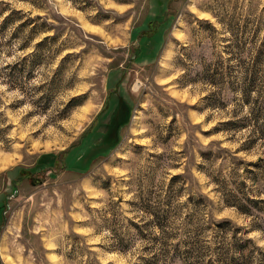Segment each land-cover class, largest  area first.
Returning a JSON list of instances; mask_svg holds the SVG:
<instances>
[{
	"label": "rangeland",
	"instance_id": "374dc122",
	"mask_svg": "<svg viewBox=\"0 0 264 264\" xmlns=\"http://www.w3.org/2000/svg\"><path fill=\"white\" fill-rule=\"evenodd\" d=\"M1 1L22 13L0 36V264H166L176 243L167 264H264L211 181L264 159L224 126L264 108V0Z\"/></svg>",
	"mask_w": 264,
	"mask_h": 264
},
{
	"label": "trees",
	"instance_id": "16d2710c",
	"mask_svg": "<svg viewBox=\"0 0 264 264\" xmlns=\"http://www.w3.org/2000/svg\"><path fill=\"white\" fill-rule=\"evenodd\" d=\"M19 2L36 4L34 0H17ZM11 5L5 3L3 1L0 2V36H5V32L13 23H16V18L21 15V11L11 10ZM171 15H169V18ZM35 19H40L39 16L35 18L29 19L30 22ZM25 24L19 26L18 29L23 27ZM40 28H34L30 31L31 39L40 35L41 33H46L48 30H55L52 28V25L49 26H39ZM56 35V34H55ZM18 32L14 34V37L18 38ZM82 36V35H81ZM48 38V37H47ZM45 38L44 40H47ZM83 38V37H81ZM8 38H5V40ZM20 39V38H19ZM43 42V41H42ZM42 42L35 44V48L39 47ZM7 42H2L0 50L6 51ZM28 47V44L21 45V49H25ZM244 91V90H242ZM251 93H257L256 88H249L244 91V96L246 95V99L250 97ZM245 103H249L248 100L244 101ZM257 102V101H256ZM258 103V102H257ZM248 119H244L242 124L237 121L229 120L224 126L230 127L236 131H243L248 129L250 132V138H254L255 134L258 135L257 139L264 142V108L255 107L254 109H250V113ZM253 142V141H252ZM246 147V144L244 145ZM212 147L209 146V150L205 153H202V157L207 160L209 163H213L214 159L217 158L216 154H221L223 158V154L220 153H212ZM245 150L249 148H244ZM220 151H224L220 148ZM220 158V157H219ZM233 166L230 167L229 172L224 175V170H219L216 172L214 177H212V183L216 186V191L220 192L223 202L226 207H233L237 210L239 214L244 216L245 218H249L253 221L251 228L258 229L262 235H264V159L259 157L256 162H243L242 160L233 157L232 158ZM200 200L206 201L204 195L199 197ZM145 213L150 215L153 218H156V213L153 209L146 208ZM155 220V219H154ZM151 220L149 224H152L154 227L159 229L161 232L164 224L162 222H155ZM226 222V221H224ZM222 224V223H221ZM134 236L128 237H115L114 242L111 246L108 247L110 252H115L122 256H128L129 251L131 249V245L134 242ZM142 241L145 240L143 235L138 236ZM178 244V243H176ZM176 244H174L173 250H163L165 253L166 264L173 263L175 260L182 261V257H180V253H178V249H176ZM89 254V253H88ZM71 256V254H70ZM75 256H71V261H76ZM184 261V259H183ZM85 264H103L94 259H88L84 261ZM106 264H115L112 262ZM184 264V263H183Z\"/></svg>",
	"mask_w": 264,
	"mask_h": 264
},
{
	"label": "flooded vegetation",
	"instance_id": "af4514ba",
	"mask_svg": "<svg viewBox=\"0 0 264 264\" xmlns=\"http://www.w3.org/2000/svg\"><path fill=\"white\" fill-rule=\"evenodd\" d=\"M116 94H117V93L112 92V94H110V97L108 96V100L106 101V102H107V108H106L104 114H102L101 116L96 117V119H95V121H94L95 123H94V127H93V129H92V132H90V133H88V134L86 135L87 138H88L90 135H92V134L96 131V128L99 126V123H100L99 119H100L103 115H105L106 113H109V112L111 111L112 108H111V106H110V103H111L112 99H110V98H113ZM105 106H106V104H105ZM99 150H100V149H98V151H99ZM2 216H3V214H2Z\"/></svg>",
	"mask_w": 264,
	"mask_h": 264
},
{
	"label": "bare ground",
	"instance_id": "6f19581e",
	"mask_svg": "<svg viewBox=\"0 0 264 264\" xmlns=\"http://www.w3.org/2000/svg\"><path fill=\"white\" fill-rule=\"evenodd\" d=\"M1 251V250H0ZM1 253V256L3 257V252L1 251L0 252ZM7 259L9 260V258L7 257ZM8 260H6L7 262H8Z\"/></svg>",
	"mask_w": 264,
	"mask_h": 264
},
{
	"label": "crops",
	"instance_id": "0c3cea01",
	"mask_svg": "<svg viewBox=\"0 0 264 264\" xmlns=\"http://www.w3.org/2000/svg\"><path fill=\"white\" fill-rule=\"evenodd\" d=\"M69 154V153H68Z\"/></svg>",
	"mask_w": 264,
	"mask_h": 264
}]
</instances>
